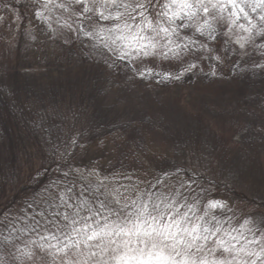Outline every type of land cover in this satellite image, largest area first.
I'll list each match as a JSON object with an SVG mask.
<instances>
[{"label":"rangeland","instance_id":"obj_1","mask_svg":"<svg viewBox=\"0 0 264 264\" xmlns=\"http://www.w3.org/2000/svg\"><path fill=\"white\" fill-rule=\"evenodd\" d=\"M223 2L227 5V0ZM166 3L168 0H117L116 4L105 0H0V113L4 107L10 110L20 137L10 158L8 144L0 136L4 159L0 187L11 197L27 182L29 169L52 168L79 156L75 144L79 134L71 125L75 121L77 128L80 126L77 111L73 108L57 120L54 105H59V100L55 99L62 97L66 106L71 102L65 83H77L80 66L94 53L95 39L101 34L94 28L97 21L105 20L101 14L125 19L137 10L142 14L152 4L155 18L148 21L149 27L138 22L134 29L109 34L117 39L125 32L129 39L123 40L122 49L106 63L109 71L120 73L124 80L134 72L142 82L135 83L138 88L128 98L119 91V104L129 112L152 109L156 121L151 132L157 142L172 146L171 152L178 151L166 131V127H178L185 137L180 144L183 148L172 157L169 152L168 158L152 161L140 158L137 149L122 145L101 154L87 152L84 163L94 166L100 162L108 170L122 172L160 173L177 157L178 166L206 178L211 185L240 192L244 195L241 205L216 193L200 197L206 217L201 224L194 214L172 210L179 206L154 208L149 221L160 232L175 233L174 239L163 241L169 246L179 241L175 251L171 247L163 251L166 256L171 253L177 264L184 259L198 261L208 249V264H264V9L257 8L252 17L246 6L254 7L256 0H247L242 4L247 18L237 11V19L230 6L212 9L205 0L209 12L194 8L191 18L181 14L169 23L160 15L165 11L171 15L163 7ZM141 4L143 7L138 6ZM257 24L261 27H255ZM159 26L169 32H159ZM191 33L203 43L192 44L186 38ZM134 34L144 39L131 40ZM161 39L158 47L156 42ZM243 43L253 48L251 55L238 53ZM162 100L167 102V111L154 104ZM58 124L62 136L57 134ZM194 136L199 138L197 144L191 141ZM166 225L172 228L166 229ZM129 229L127 236L114 231L110 238L101 231L92 240L87 236L93 230L80 232L78 244L67 245L62 255L41 254L37 259L26 253L23 264H116L114 257L127 250L124 241H131V248H142L139 241L148 239L142 235L144 228L140 235ZM153 237L157 243L163 240L155 233ZM0 264H6L5 259Z\"/></svg>","mask_w":264,"mask_h":264},{"label":"trees","instance_id":"obj_2","mask_svg":"<svg viewBox=\"0 0 264 264\" xmlns=\"http://www.w3.org/2000/svg\"><path fill=\"white\" fill-rule=\"evenodd\" d=\"M246 7L253 17L252 8ZM153 12L154 8L150 4L142 14L137 10L125 16V19L108 17L96 22L94 29L101 34L95 39L96 49L85 62V68L80 66L78 85L70 81L65 83V91L72 97L67 104L71 108L67 110L62 97H57L55 100H59V105H54L58 109L55 110L57 120H61L64 113L71 112L73 108L77 111L80 126L77 128L75 121L71 125L73 128L75 126L73 130L79 134L75 139L79 156L63 163L57 162L52 168L40 166L29 169L27 182L11 197L3 194L0 187V260L5 259L6 264H23L22 255L26 253L37 259H40L41 254L60 256L67 245H77L76 238L80 237V232L87 230L107 232L110 238L120 228L128 230L132 227L136 230L139 225L140 229L146 230L149 225L153 226L149 217L153 219L155 213L151 211L159 206H166L167 209L179 206L172 210L194 214L199 218L197 224H201L206 217L200 197H211L216 193L219 196L226 195L228 199L233 198L239 205L243 202L244 195L240 192L223 185H211L206 178L195 176L178 166L177 157L171 159L160 173L150 170L138 173L108 170L100 162L94 166L85 164L83 157L87 152L101 154L122 145L129 146L133 151L137 149L140 158L146 157L152 161L168 158L169 152L172 157L182 147L180 144L185 137H181L178 127H166L170 139H173L171 145L178 151L173 149L171 152L172 146L157 142L158 139L151 132L156 121L152 109L129 112L128 107L119 104V91L128 98L138 88L135 83L141 80L134 72L129 73L124 80L120 73L109 71L106 63L123 45V40L109 38V34L118 29L127 31L125 25L132 29L138 22L146 25L155 18ZM145 18L147 21H144ZM236 22L239 23L238 20ZM255 27L261 26L257 24ZM122 34L127 36L125 32ZM186 38L192 44L193 41L203 43L192 33ZM162 42L161 39L156 45L159 47ZM252 49L243 43L238 53L246 57L252 54ZM154 104L156 108L158 106L167 111L166 101ZM164 123L166 121L163 119ZM57 128V134L64 135L61 132L62 125L58 124ZM173 133L175 138H172ZM0 136L7 142V153L12 158L16 151L12 146L20 137L17 123L6 107L0 113ZM198 139L194 136L191 141L197 144ZM3 161L0 155V173H4L1 168ZM214 222L216 226V220ZM208 254L201 259H206ZM2 255L5 257L2 258Z\"/></svg>","mask_w":264,"mask_h":264},{"label":"snow or ice","instance_id":"obj_3","mask_svg":"<svg viewBox=\"0 0 264 264\" xmlns=\"http://www.w3.org/2000/svg\"><path fill=\"white\" fill-rule=\"evenodd\" d=\"M77 2H81V0H77ZM107 3L111 4H116L117 0H105ZM247 0H227V5L223 2V0H216L215 3L212 2V0H207V4L211 5L212 9H220L224 10L226 6H230L233 9L232 15L236 16L237 19H239V16L237 15V11L239 13H243L245 18H247V13L244 11V7H242V4L246 3ZM139 7H143V5H138ZM251 7V5H249ZM163 7L165 9H168L171 11V15H169L168 11L160 13V15H163L168 18L169 23L174 21V19L180 17L181 14L184 16H188L191 18V16L195 15V12L193 11L194 8H201L205 13L209 12V7L206 5L205 0H196V3H193L192 0H168V3L164 4ZM257 8H262L264 9V0H256L255 6L252 7L253 11H256ZM88 9H86L87 11ZM101 18L107 19L108 17H104L101 14ZM147 19V18H145ZM261 19L264 20V16H261ZM149 22L148 24L145 25V27L150 26ZM235 23V21H233ZM251 23V22H250ZM126 28H130L129 25H125ZM243 27V25H241ZM153 31H156L155 28L152 29ZM159 32H164L168 33L169 29L159 26ZM118 39L121 40H127L129 37L124 36L121 34ZM131 40L139 41L143 40V36H139L138 34H134L130 37ZM115 43V41H113ZM155 45H153L154 47ZM143 47V46H142ZM148 52H145V55H148ZM211 207H217L216 204H212ZM67 219V217H65ZM72 223H75V221H72ZM175 223V222H174ZM151 228V231H143L142 235L147 237V240L141 239L139 243L143 244L144 247L142 248H131L129 247V244L131 241H124L123 247L127 249L125 252H123L120 255H117L114 257V260L116 264H177L175 258L169 253V255H164V247H171L173 251L176 249V243H179L177 241L176 243H173L172 245H164L163 241L168 240L170 238L174 239L175 238V233H165V232H160L155 228H152L151 225L148 226ZM166 229L172 228V225H166ZM78 231V230H76ZM131 229L125 230L124 228H120L119 232L116 234L119 235L120 233H123L125 236L129 235L131 232ZM193 232L195 231V228L192 230ZM153 233H155L156 236L158 237H163V240H161L159 243L156 242L155 238L153 237ZM135 235H140V227L139 225L136 226V232L133 233ZM98 235L97 232H93L91 235L87 236L88 240L94 239ZM189 235H192L190 232ZM187 247L191 248L192 244L188 243ZM227 250V249H225ZM115 251V250H114ZM177 255H180L179 252H177ZM180 264H197V261L194 259H184L180 262ZM198 264H208V261L205 259H200Z\"/></svg>","mask_w":264,"mask_h":264}]
</instances>
